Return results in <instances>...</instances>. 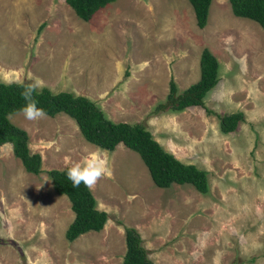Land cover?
<instances>
[{"label":"rangeland","instance_id":"374dc122","mask_svg":"<svg viewBox=\"0 0 264 264\" xmlns=\"http://www.w3.org/2000/svg\"><path fill=\"white\" fill-rule=\"evenodd\" d=\"M137 7L113 0L82 20L63 0H0V81L39 77L51 91L86 95L113 121L143 123L165 150L206 171L207 191L154 185L137 152L86 141L64 112L36 121L11 112L41 170L25 171L10 143L0 146V264H120L124 226L153 264H264V31L228 0H210L201 28L188 0H142L141 36ZM202 47L218 62L203 97L211 112H152L169 79L177 91L197 79ZM235 110L242 120L221 132L216 114ZM93 154L107 166L90 190L107 217L68 241L73 212L46 170Z\"/></svg>","mask_w":264,"mask_h":264},{"label":"trees","instance_id":"16d2710c","mask_svg":"<svg viewBox=\"0 0 264 264\" xmlns=\"http://www.w3.org/2000/svg\"><path fill=\"white\" fill-rule=\"evenodd\" d=\"M82 20L89 19L92 14L113 0H63ZM192 7L194 22L198 28L206 23L210 0H188ZM232 14L255 21L264 31V0H228ZM42 26H38L37 30ZM199 74L195 81L189 83L181 91H177L173 80H168V88L163 100L152 107V112L178 111L187 106L199 105L206 112H211L203 103L205 93L218 80V62L213 53L202 47L198 57ZM27 85L28 82H22ZM21 81H0V146L9 142L12 154L19 159L23 169L37 174L40 169V155L31 152L27 146L26 131L12 123L8 114L19 111L25 101L21 97ZM38 101L37 107L44 109L47 115L64 112L75 122L82 137L100 147L112 150L117 144L138 153L144 163L154 185L166 187L171 183H189L198 192L207 191L206 171L194 163L183 162L173 153L165 150L141 122L113 121L108 118L96 102L86 95L74 94L68 90L51 91L44 86L42 91L34 93ZM221 132L232 131L237 122L242 120L240 110L216 114ZM68 166L48 168L52 189L64 194L73 212L63 235L68 241L78 234L102 228L107 214L95 206V199L90 189L83 183L77 188L67 178ZM124 251L120 264H153L141 244V236L131 226L123 227Z\"/></svg>","mask_w":264,"mask_h":264},{"label":"clouds","instance_id":"9594fccd","mask_svg":"<svg viewBox=\"0 0 264 264\" xmlns=\"http://www.w3.org/2000/svg\"><path fill=\"white\" fill-rule=\"evenodd\" d=\"M31 83L24 85L21 97L25 101L21 112L29 121H36L46 116L44 109L37 107L38 101L35 99L34 93L42 91L44 81L33 76ZM106 162L98 154H93L85 159L83 163H75L67 170V178L72 182V187L77 188L83 183L88 189H94L98 181L106 174Z\"/></svg>","mask_w":264,"mask_h":264},{"label":"crops","instance_id":"0c3cea01","mask_svg":"<svg viewBox=\"0 0 264 264\" xmlns=\"http://www.w3.org/2000/svg\"><path fill=\"white\" fill-rule=\"evenodd\" d=\"M129 1H131V3L132 2H136V5L138 6L137 7V13H136V17L139 19V27H140V30H139V32H140V35L142 36V0H129ZM103 7V6H102ZM101 8V7H100ZM98 10V9H97ZM119 14V13H118ZM124 17L126 18V19H131L132 17L128 14V12H125V15H124ZM99 209V208H98Z\"/></svg>","mask_w":264,"mask_h":264}]
</instances>
